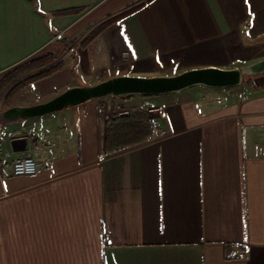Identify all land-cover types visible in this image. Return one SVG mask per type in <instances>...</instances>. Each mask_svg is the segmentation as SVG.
Instances as JSON below:
<instances>
[{
  "label": "crops",
  "instance_id": "crops-1",
  "mask_svg": "<svg viewBox=\"0 0 264 264\" xmlns=\"http://www.w3.org/2000/svg\"><path fill=\"white\" fill-rule=\"evenodd\" d=\"M144 1L38 0V11L34 0H0V84L47 55L66 63L6 100L42 70L17 78L5 106L117 76L264 59V0H153L84 45ZM134 114L153 132L108 148L112 123ZM27 155L37 173L15 175ZM0 264H264V75L0 123Z\"/></svg>",
  "mask_w": 264,
  "mask_h": 264
},
{
  "label": "water",
  "instance_id": "water-1",
  "mask_svg": "<svg viewBox=\"0 0 264 264\" xmlns=\"http://www.w3.org/2000/svg\"><path fill=\"white\" fill-rule=\"evenodd\" d=\"M261 75H264V59L242 68H199L153 77L117 76L94 85L69 88L43 103L11 107L1 112L0 123L4 126L18 124L23 120L40 118L108 96H159L182 92L199 85L209 88L236 87L242 85L248 77Z\"/></svg>",
  "mask_w": 264,
  "mask_h": 264
},
{
  "label": "trees",
  "instance_id": "trees-1",
  "mask_svg": "<svg viewBox=\"0 0 264 264\" xmlns=\"http://www.w3.org/2000/svg\"><path fill=\"white\" fill-rule=\"evenodd\" d=\"M37 4V9L40 11V6L38 0H34ZM153 0H146L138 6L126 10L114 18H111L101 24L97 30H95L92 35L86 40L84 45H87L94 37L100 34L103 30H105L111 23L121 20L129 14L135 12L138 8L144 6L146 3L151 2ZM84 8L76 9L72 11H62L57 14H68L69 12H82ZM67 47L72 45V42L67 40L64 41ZM65 61L58 60L53 55H47L43 58L31 61L18 69H16L12 74H10L6 79L0 84V94H2L3 90L10 83L15 81L17 78L24 74L32 73L35 71H40L39 73L28 77L27 79L19 82L11 92L7 95L6 100H8L15 92L18 90L25 88L26 86L35 83L41 79L47 78L54 73L62 70L65 67ZM76 72V70H75ZM77 73V72H76ZM249 78V77H248ZM247 79V78H246ZM132 97V96H129ZM151 123L147 120V116L143 114H134L132 116L122 118L119 120H115L110 127L107 138H106V146L110 149L113 148H121L123 146L138 143L144 140L148 136V134L152 133L153 126L151 128Z\"/></svg>",
  "mask_w": 264,
  "mask_h": 264
},
{
  "label": "built area",
  "instance_id": "built-area-1",
  "mask_svg": "<svg viewBox=\"0 0 264 264\" xmlns=\"http://www.w3.org/2000/svg\"><path fill=\"white\" fill-rule=\"evenodd\" d=\"M73 50V49H72ZM128 115V113H121V116ZM14 174L17 176H32L38 171V164L36 159L27 155L16 159L13 162Z\"/></svg>",
  "mask_w": 264,
  "mask_h": 264
},
{
  "label": "rangeland",
  "instance_id": "rangeland-1",
  "mask_svg": "<svg viewBox=\"0 0 264 264\" xmlns=\"http://www.w3.org/2000/svg\"><path fill=\"white\" fill-rule=\"evenodd\" d=\"M1 99H0V114H1V112H3V111H5V110H7V109H9L8 107H6L5 105L6 104H4V98L2 99V97H0ZM124 113V112H123ZM125 113H128V112H125ZM129 114V113H128ZM125 116H128V115H125ZM124 116V117H125Z\"/></svg>",
  "mask_w": 264,
  "mask_h": 264
}]
</instances>
